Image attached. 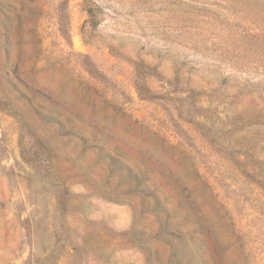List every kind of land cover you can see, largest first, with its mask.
<instances>
[{
	"label": "rangeland",
	"instance_id": "1",
	"mask_svg": "<svg viewBox=\"0 0 264 264\" xmlns=\"http://www.w3.org/2000/svg\"><path fill=\"white\" fill-rule=\"evenodd\" d=\"M0 264H264V0H0Z\"/></svg>",
	"mask_w": 264,
	"mask_h": 264
}]
</instances>
